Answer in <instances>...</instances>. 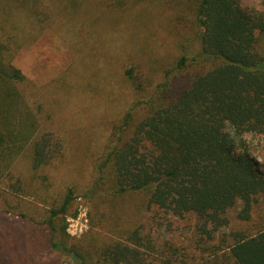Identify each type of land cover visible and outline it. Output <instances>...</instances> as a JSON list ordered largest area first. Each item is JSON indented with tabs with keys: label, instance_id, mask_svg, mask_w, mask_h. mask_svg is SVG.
<instances>
[{
	"label": "trees",
	"instance_id": "trees-1",
	"mask_svg": "<svg viewBox=\"0 0 264 264\" xmlns=\"http://www.w3.org/2000/svg\"><path fill=\"white\" fill-rule=\"evenodd\" d=\"M144 3L143 22L137 9ZM260 3L261 9L243 6L241 0H0V175L5 176L23 156L35 173L54 161H59L54 169L67 161L63 142L52 132L39 133L40 105L35 112L27 78L13 64L21 49L50 32L72 44L84 60L101 46L138 55L143 52L141 30L125 42L119 34L122 22L142 23L149 39L152 22L154 33L165 22L159 17L162 10L194 12L196 47L182 48L172 66L162 65L164 56L151 59L163 68L161 81L147 89V78L140 79L146 72L136 73L135 63L124 69L134 105L113 125L98 155L92 151L87 157L91 174L85 186L80 191L69 186L48 203L40 224L49 229L52 250L78 264H170L175 252L167 245L156 250L141 222L119 223L127 208L117 199L137 195L140 217L153 208L179 218L194 215L197 243L205 244L209 255L226 250L234 264H264V227L252 234L235 231L229 242L212 241L207 228L225 224L223 215L236 202L242 204L238 217L248 220L264 195V173L250 152L253 148L264 155V51L259 47L264 0ZM61 86L66 91L72 87L68 82ZM89 146H76L81 158ZM47 179L44 174L46 190L51 188ZM78 193L91 208L104 207L99 220L107 218L108 230L118 237L92 231L74 239L66 233L65 215ZM89 219L94 225L92 213ZM28 243L19 226L0 221V263L25 264L23 246Z\"/></svg>",
	"mask_w": 264,
	"mask_h": 264
},
{
	"label": "rangeland",
	"instance_id": "rangeland-1",
	"mask_svg": "<svg viewBox=\"0 0 264 264\" xmlns=\"http://www.w3.org/2000/svg\"><path fill=\"white\" fill-rule=\"evenodd\" d=\"M241 3L246 7L262 8L260 0H241ZM147 6L144 3L137 9L138 14H142L143 22ZM160 13L159 17L165 19V22L168 18L169 26L166 27L163 22L156 26L154 33L152 22L147 29L153 30L149 39L142 32L146 29L140 28V22L124 21L119 27V34H124L127 39L125 42H129L128 35L138 34L139 29L141 30L139 43L143 52L138 55L127 49L110 50L101 46V50L92 58L84 60L79 52L73 51L72 44L64 43L53 33L46 32L15 56L13 64L27 78L29 103L35 112L40 105L39 133L52 132L63 142L67 156V161L64 160L59 167L54 169L53 166L57 165V160V163L54 161L37 173L30 168L28 156H23L12 166L7 176L5 173L0 175V221L19 226L22 236L29 241L28 245L23 246L25 264H78L71 257L50 248L49 229L40 222L48 215V203L52 197L60 198L69 186L75 191H80L85 186L91 174L87 157L92 151L97 154L101 150L111 137L113 125L134 105V94L124 78V69L130 63H135V72L139 69L146 72L140 79L143 81L147 78L143 84L151 89L152 85L161 81L163 69L162 66L158 68L157 64L154 65L151 59L164 56L162 65L167 62L165 66H172V60L180 54L182 48L189 51L196 47L194 35L197 29L193 11L188 8H182L181 12L164 9ZM133 16L135 15L131 13V17ZM135 24L137 26L133 27ZM260 38L259 47L263 52L264 38ZM168 62L171 63L168 65ZM62 82H68L72 87L67 91L63 90ZM136 109L140 110L138 107ZM79 144L83 148L92 144L88 148L90 152L84 153L82 158V152L76 149ZM250 152L255 157L258 170L264 173V155L253 148ZM44 174L51 185L48 190L43 185ZM79 195L78 193L65 215L66 233L74 239H81L92 231L102 236L118 237L116 231L108 230L107 218L104 221L99 220L104 207L101 206L98 210L96 207L91 208V204ZM117 203L124 204L127 208L121 214L119 223L141 222L143 235L149 234L152 237L150 244L156 250L167 245L175 252L170 264H234L226 250L215 255L203 251L206 245L197 243L200 236L199 222L194 215L188 214L179 218L170 212L153 208L140 217V214L135 213L140 203L137 195L119 197ZM241 208L242 204L236 202L224 213L225 224L207 225L212 241L227 238L229 242L235 231L252 234L264 227V195L254 204L248 220L238 217ZM89 213H92V220L94 216V225H91Z\"/></svg>",
	"mask_w": 264,
	"mask_h": 264
}]
</instances>
